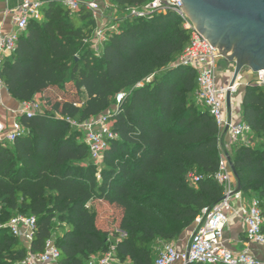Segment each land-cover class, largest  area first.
I'll use <instances>...</instances> for the list:
<instances>
[{"label": "trees", "instance_id": "obj_1", "mask_svg": "<svg viewBox=\"0 0 264 264\" xmlns=\"http://www.w3.org/2000/svg\"><path fill=\"white\" fill-rule=\"evenodd\" d=\"M110 1L126 8L152 0ZM96 25L86 2L72 13L49 0L43 20L29 23L3 61L10 96L40 98L43 111L20 117L24 133L0 143V264H23L51 240L58 264H93L111 248L121 264H154L159 241L178 242L223 198L214 179L219 127L197 103L196 70L177 65L191 41L181 18L122 19L100 54L85 43ZM114 105L109 122L118 138L100 169L71 121L98 118ZM242 123L250 134L235 145L232 164L242 193L260 201L264 216V86H246ZM193 175L201 177L196 185ZM17 215L36 220L29 248L10 231Z\"/></svg>", "mask_w": 264, "mask_h": 264}, {"label": "built area", "instance_id": "obj_2", "mask_svg": "<svg viewBox=\"0 0 264 264\" xmlns=\"http://www.w3.org/2000/svg\"><path fill=\"white\" fill-rule=\"evenodd\" d=\"M10 5L11 0H5ZM63 6L72 13L78 12L82 0H59ZM88 9L93 13L97 22L91 37L85 40L95 53L100 54L109 35L117 31L115 26L104 28L100 25L104 13L114 5L110 0H92L86 2ZM46 2L42 0H17V4L8 8L4 13V19L0 16V72L3 61L10 57L17 48L19 37L27 30L31 21H42ZM182 0H152L142 6L130 7L129 17L133 19L149 18L154 15L173 13L183 21V27L191 33V41L177 65H188L197 72L199 90L197 103L208 109L215 118L219 130L229 131L230 144L235 146L247 142L250 129L242 122H234L233 115L227 120L224 116V108L227 104V91L230 86H220L218 64L225 59L222 51L212 45L198 32L192 21L183 11ZM9 18L12 29L4 30L3 21ZM253 83L264 86V72L257 73ZM241 79L236 85L231 86L232 98L237 96L241 86ZM7 92L0 78V113L4 108V94ZM123 95L117 96L119 104ZM43 111L42 101L33 100L21 103L16 111L18 117L31 118ZM110 112L88 121H71L74 128L85 133V143L89 148L91 159L95 163H103L105 152L111 140L118 136L112 130L109 122ZM24 133V129L16 119L11 126L0 115V143L12 144L17 137ZM201 177L193 175L190 179L192 185H196ZM214 179L223 187V198L215 205L205 207L195 219V230L191 235L189 245L180 250L174 244H167L155 259L154 264H264V234L262 227L264 216L261 203L257 199L245 201L242 191L238 190V184L233 176L231 164L227 157L222 155L219 172ZM240 218L245 227V233L249 244L262 250L258 252L246 250L237 252L230 249L226 242L227 225L231 218ZM11 233L20 238L29 248L37 230L35 218L23 215L13 217L9 223ZM59 252L54 241H49L45 252L39 255L29 254L23 264H58ZM97 264H121L111 250Z\"/></svg>", "mask_w": 264, "mask_h": 264}, {"label": "water", "instance_id": "obj_3", "mask_svg": "<svg viewBox=\"0 0 264 264\" xmlns=\"http://www.w3.org/2000/svg\"><path fill=\"white\" fill-rule=\"evenodd\" d=\"M49 1V0H42ZM183 11L210 45L220 49L225 59L236 63L231 85L227 91L230 117V89L236 85L242 71L264 72V0H182ZM238 184L235 168L230 161Z\"/></svg>", "mask_w": 264, "mask_h": 264}, {"label": "crops", "instance_id": "obj_4", "mask_svg": "<svg viewBox=\"0 0 264 264\" xmlns=\"http://www.w3.org/2000/svg\"><path fill=\"white\" fill-rule=\"evenodd\" d=\"M84 2H88L91 0H82ZM17 4V0H11L10 5L6 4L5 0H0V16L1 19H4V13L8 8H12ZM4 23V30L6 32H10L12 29L11 23L9 18H5L3 21ZM228 66L224 70H218L217 76L219 79L220 86H225L228 87L231 85L232 78L236 69V63L231 62L228 59ZM242 79H241V86L239 89V92L241 94L237 96H234L231 98V104L229 105V112L230 116L231 114L233 115V121L234 122H242V101H243V95L245 93V88L247 85L253 83L257 76L255 73L252 72V70L248 67H246L242 71ZM249 77V79H247ZM4 108L2 109L0 115L1 117L8 123L9 126H11L12 122L16 119H19L18 115L16 114V111L20 107L21 103L14 98L10 96L8 91L4 94ZM34 100L36 101H42L40 98H35ZM224 116L228 120L230 117H228V110H227V104L224 108ZM219 149L222 153L223 156L227 157L229 161L232 162L233 155L235 153V146L230 144L229 141V131L227 129H223L220 131L219 134ZM245 201L249 202L248 198L245 196ZM195 230V226L190 227L188 230H186L181 237V239L174 243L176 247L180 250L186 249L187 246L189 245L191 235ZM121 237L124 238L125 234L120 233ZM116 239L114 240L117 242ZM226 242L227 245L230 249L237 251V252H243L246 250H252L254 252H258L260 255L262 250H260L258 247L249 244L247 240V236L245 233V227L243 225V222L241 221L240 218H231L228 225H227V230H226ZM100 260H93V264H97Z\"/></svg>", "mask_w": 264, "mask_h": 264}, {"label": "rangeland", "instance_id": "obj_5", "mask_svg": "<svg viewBox=\"0 0 264 264\" xmlns=\"http://www.w3.org/2000/svg\"><path fill=\"white\" fill-rule=\"evenodd\" d=\"M92 1V0H91ZM129 8L130 7H126V8H118L116 6H114L113 8H109L108 10L105 11L104 13V17L103 20H101L100 25L103 26L104 28H109L112 26H115L116 29H118L119 24L121 22L122 19H125L127 17H129ZM228 66V61L226 59H222L220 60L219 64H218V70H224L226 69ZM249 79V77L247 78ZM242 91L239 92V95L241 94ZM201 109H203V107H200ZM116 109V106L114 105L109 112L111 113L112 111H114ZM108 113V112H107ZM76 122L79 123L78 120H75ZM82 138L85 140V133L82 132ZM97 166L101 169L103 167V163H96ZM57 226H59V224H57ZM62 230L59 229L58 232H61ZM168 243L166 242H162L159 241L156 245H155V251H156V256H158L160 254V252L163 250V248L167 245Z\"/></svg>", "mask_w": 264, "mask_h": 264}]
</instances>
